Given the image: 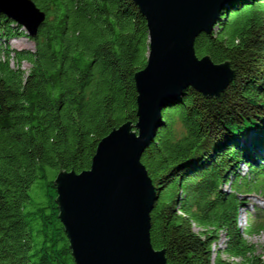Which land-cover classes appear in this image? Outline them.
<instances>
[{
    "label": "trees",
    "instance_id": "1",
    "mask_svg": "<svg viewBox=\"0 0 264 264\" xmlns=\"http://www.w3.org/2000/svg\"><path fill=\"white\" fill-rule=\"evenodd\" d=\"M33 1L46 13L35 36L0 12L1 37L35 45L0 57V264H77L56 178L138 122L149 28L134 0ZM195 49L235 75L218 97L190 86L164 108L141 158L157 191L151 241L167 264H264L244 234L264 222L238 223L244 196L264 192V0H230Z\"/></svg>",
    "mask_w": 264,
    "mask_h": 264
},
{
    "label": "water",
    "instance_id": "2",
    "mask_svg": "<svg viewBox=\"0 0 264 264\" xmlns=\"http://www.w3.org/2000/svg\"><path fill=\"white\" fill-rule=\"evenodd\" d=\"M230 0H134L147 20L150 53L136 72L138 122L113 129L92 166L56 178L60 219L77 264H167L151 241L156 188L141 158L167 103L192 86L218 97L234 78L229 61L198 56L195 41L210 33ZM0 12L35 36L46 13L33 0H0Z\"/></svg>",
    "mask_w": 264,
    "mask_h": 264
},
{
    "label": "rangeland",
    "instance_id": "3",
    "mask_svg": "<svg viewBox=\"0 0 264 264\" xmlns=\"http://www.w3.org/2000/svg\"><path fill=\"white\" fill-rule=\"evenodd\" d=\"M9 49V51L13 54L16 51H20L21 49H34L35 45L32 40L27 38L26 36H16L13 38H7L4 36H0V57L3 61L6 60V55L4 49ZM11 65H16V60L10 61ZM30 67V64L28 62H22V68L25 70H28ZM243 172L247 171V167L243 166ZM225 189H229V185L224 186ZM245 197V206L241 209V218H247L248 224L246 228L250 227L253 222H257V220L264 222V192H254L249 193L244 196ZM247 211H251V215H248ZM245 220V219H242ZM195 231H198V226H193ZM247 229H245L246 232ZM244 231V230H243ZM247 240L253 244L256 245L258 252L262 253L263 251V245H264V230L249 234L244 233ZM224 237H221V240L219 241L220 245H223ZM225 258H228L227 255H224ZM233 260V259H232ZM235 261H238L235 259Z\"/></svg>",
    "mask_w": 264,
    "mask_h": 264
},
{
    "label": "bare ground",
    "instance_id": "4",
    "mask_svg": "<svg viewBox=\"0 0 264 264\" xmlns=\"http://www.w3.org/2000/svg\"><path fill=\"white\" fill-rule=\"evenodd\" d=\"M242 219H245V220H242ZM238 223H239V226L241 227V229L245 230L246 226L248 224L247 218H241V214H240Z\"/></svg>",
    "mask_w": 264,
    "mask_h": 264
}]
</instances>
